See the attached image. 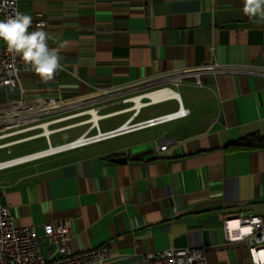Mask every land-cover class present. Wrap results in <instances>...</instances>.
Segmentation results:
<instances>
[{
	"label": "crops",
	"instance_id": "1",
	"mask_svg": "<svg viewBox=\"0 0 264 264\" xmlns=\"http://www.w3.org/2000/svg\"><path fill=\"white\" fill-rule=\"evenodd\" d=\"M242 7V0H18V12L32 18L29 31L43 22L63 70L48 80L21 72L19 87L0 90V111L13 100L55 99L65 107L133 87L145 94L172 86L189 113L1 168L0 204L11 209L14 226L42 236L45 224L68 221L72 251L108 249L104 262L90 264H144L146 254L171 248H203L207 264H251L237 221L264 218V148L225 149L264 138V19ZM131 98L94 109L103 120L127 115L104 130L99 120L101 133L170 113L142 117L148 107L173 101L177 110L167 99L131 111ZM52 115L41 121L59 120L47 128L58 130L48 143L34 138L39 128L0 141L25 139L0 149L7 155L39 139L45 148L0 163L67 144L86 129L54 145L50 138L90 125L89 114L83 122ZM42 245L53 249L45 239Z\"/></svg>",
	"mask_w": 264,
	"mask_h": 264
},
{
	"label": "built area",
	"instance_id": "2",
	"mask_svg": "<svg viewBox=\"0 0 264 264\" xmlns=\"http://www.w3.org/2000/svg\"><path fill=\"white\" fill-rule=\"evenodd\" d=\"M18 12V0H0V20L14 15ZM37 24L42 25L39 20ZM31 67L25 65L20 57L10 54L7 46L0 44V90L15 88L20 86L19 75L23 71L30 70ZM212 69V67H211ZM251 72L261 73L258 70ZM196 82L199 83L198 76ZM161 87L153 91L163 89ZM167 100V99H165ZM164 101V100H163ZM177 110L162 116L139 123L140 127H152L157 124L184 118L188 115V110L183 109L180 99H175ZM64 105L62 100L35 98L30 101L13 100L8 106L0 111V141L38 129L41 121L47 116L55 113ZM135 124L126 121L115 130L101 133L98 125L91 124L86 131L77 139L55 147V152L63 150H73L84 146L100 142L116 134L129 132ZM122 127H128L121 130ZM130 127V128H129ZM102 135V136H101ZM25 140V139H23ZM23 140H15L0 145V149L17 144ZM48 143V137H46ZM167 145L160 146L159 150L164 151ZM46 150L29 154L17 159L26 160L19 163L35 160L48 154ZM12 160L1 162L0 169L8 167ZM227 223L223 224V234L227 242L233 239ZM237 239L244 240L250 252L251 264H264L261 259L264 252V218L258 216H247L238 219ZM248 228L247 233L241 232ZM51 245L53 249L45 251L42 245L43 240ZM70 224L68 221L48 223L43 226V235L38 236L32 227L17 228L13 224V214L8 206L0 204V264H90L101 263L108 258V249L105 246L89 248L81 252H74L70 248ZM144 264H207L205 250L203 248H171L160 252L146 254ZM235 264H243L238 261Z\"/></svg>",
	"mask_w": 264,
	"mask_h": 264
},
{
	"label": "clouds",
	"instance_id": "3",
	"mask_svg": "<svg viewBox=\"0 0 264 264\" xmlns=\"http://www.w3.org/2000/svg\"><path fill=\"white\" fill-rule=\"evenodd\" d=\"M242 2V12L246 16L264 19V0ZM31 25V16L16 12L0 20V40L7 45L10 54L20 57L38 77L51 79L57 71L63 70L58 49L49 47L50 37L42 25L36 30L29 31Z\"/></svg>",
	"mask_w": 264,
	"mask_h": 264
},
{
	"label": "rangeland",
	"instance_id": "4",
	"mask_svg": "<svg viewBox=\"0 0 264 264\" xmlns=\"http://www.w3.org/2000/svg\"><path fill=\"white\" fill-rule=\"evenodd\" d=\"M172 89H175L174 87L170 86ZM145 91L142 88L139 87H133L128 88L124 91H120V95H114L115 93H111L109 95H105L102 97L95 98L90 101L85 102H77L73 104L66 105L65 107H61L58 110H61L59 112H55L54 115L51 116L54 118H62V117H68V116H76L81 115L79 118L73 119L72 121L76 122H83L87 119H89V115L86 114L88 110L91 109H97L99 107L104 106L105 104H113V103H119L123 99H127L129 97H137L136 95L143 94ZM146 94V93H145ZM134 96V97H133ZM125 106V104H123ZM119 106V105H118ZM122 106V105H121ZM133 106V105H132ZM131 106V107H132ZM176 110V104L173 101H169L163 104H159L156 106L148 107L142 110V117L148 116V115H156L159 113H166V112H172ZM103 111V110H102ZM101 111V113H102ZM91 112V111H90ZM85 113V114H84ZM127 115L110 118L103 120L99 123L100 129L104 130L105 128L111 127L122 121ZM89 125L81 126V128L72 129L66 132L57 133L51 136V143L54 145L59 142H63L69 139H73L75 136L79 135L84 129H87ZM40 133V131H38ZM46 147L45 142L43 140H35L32 142H28L19 146H15L13 148H10L11 155H7L6 150L0 151V160L16 157L20 155H24L28 153L31 150L36 149H43Z\"/></svg>",
	"mask_w": 264,
	"mask_h": 264
},
{
	"label": "bare ground",
	"instance_id": "5",
	"mask_svg": "<svg viewBox=\"0 0 264 264\" xmlns=\"http://www.w3.org/2000/svg\"><path fill=\"white\" fill-rule=\"evenodd\" d=\"M144 98H149L151 100L150 103L146 104L144 102H142V99ZM165 99H180L178 98V95L177 93H175L172 89L170 88H163V89H159V90H156V91H151V92H148L146 94H143V95H138L137 97H134L133 99H130L128 102H131L132 103V107L130 108V110H134L135 112H138V110L141 108V107H144V106H148L150 104H153V103H156V102H159V101H163ZM91 111V112H90ZM129 111V110H128ZM87 114L90 115V120H89V124H94V125H98V121L99 120H103L104 117L106 116H99V114L97 115V112L96 110L92 109V110H88L86 112ZM125 113V112H124ZM85 114V113H84ZM111 114H109L108 116H110ZM134 118V117H133ZM133 118H130L129 121H131ZM59 121V120H58ZM58 121H52L50 122L49 124H42L39 129L41 130L40 133L37 134L36 137L34 138H37L39 136H44L45 138L48 137L51 133L53 132H57L58 130H51V131H47V128L49 125H52V124H56ZM89 125V127H90ZM138 125H134L132 127H136ZM88 127V128H89ZM125 128H128V127H122L121 130H124ZM130 128V127H129ZM102 136V135H101ZM57 150V148H47L46 149V153L45 154H52L54 153L55 151ZM26 159L24 158H21V159H15V160H12L10 162H8L9 164H17L21 161H24ZM262 260H264V252L262 254V257H261Z\"/></svg>",
	"mask_w": 264,
	"mask_h": 264
},
{
	"label": "trees",
	"instance_id": "6",
	"mask_svg": "<svg viewBox=\"0 0 264 264\" xmlns=\"http://www.w3.org/2000/svg\"><path fill=\"white\" fill-rule=\"evenodd\" d=\"M261 148H264V138L258 136L241 140L225 147V149L228 151L252 150Z\"/></svg>",
	"mask_w": 264,
	"mask_h": 264
},
{
	"label": "water",
	"instance_id": "7",
	"mask_svg": "<svg viewBox=\"0 0 264 264\" xmlns=\"http://www.w3.org/2000/svg\"><path fill=\"white\" fill-rule=\"evenodd\" d=\"M136 127H140V125ZM113 161L116 163H122V164L126 162L125 158H118V159H114Z\"/></svg>",
	"mask_w": 264,
	"mask_h": 264
}]
</instances>
